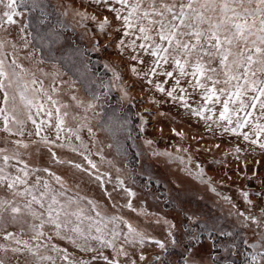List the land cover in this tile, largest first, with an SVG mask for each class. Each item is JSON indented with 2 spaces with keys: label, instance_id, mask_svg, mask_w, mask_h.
Segmentation results:
<instances>
[{
  "label": "snow or ice",
  "instance_id": "snow-or-ice-1",
  "mask_svg": "<svg viewBox=\"0 0 264 264\" xmlns=\"http://www.w3.org/2000/svg\"><path fill=\"white\" fill-rule=\"evenodd\" d=\"M91 3L98 10L107 9L112 13V20L108 16L98 19L95 13L89 14L71 5H61L63 11L58 15L67 16L71 12L74 18H79L77 24L81 27L86 28V22L91 20L100 33H119L116 49L120 56L127 54L133 62V74L178 103L189 116L198 118L206 131L242 138L252 152L259 149L264 155V0H91ZM21 7L39 13L37 24L48 28L49 44L60 39L58 29L63 27L61 20L51 19L56 10H50L52 6L43 0H30V3L0 0V29L3 30L0 35V133L5 134L0 138V143L5 145L0 147V190L8 193L0 196V240L3 241L0 242V264H20L22 256L24 264H94L96 261L171 264L166 256L169 240L173 245L177 243L173 233L175 225L156 213L135 208L132 197L136 193L125 184L121 168L104 154L106 146L115 148L117 156L127 155L125 142L119 136L128 130L130 120L116 112L101 118L97 126H102L113 141L103 145L91 123L95 114L88 115L94 112L101 96L112 88L119 87L122 98H128V87L120 83L122 75L114 65L105 63L104 68L112 75L109 81H100L98 88L103 92L92 90L93 81L87 89L89 100L70 91V102L64 101L61 85L66 82L58 83L59 72L46 73L38 66L32 70L20 62L19 49L29 45L23 34L33 27L29 21L19 28L23 44L18 45L11 38V26L17 25L16 17L23 15L19 11ZM39 34L37 29L36 35ZM93 50H99L95 44ZM31 56L27 54L28 58ZM83 68L90 71L87 63ZM49 75L52 80L46 85L42 77ZM74 83H69V90ZM151 102L157 103L154 98ZM137 116L143 133L145 118L139 113ZM84 130L88 133V143L81 135ZM171 131L181 141L170 146L173 150L156 149L154 140L144 138L151 155L177 164L181 172L207 185L220 198L221 215L209 219L221 235L233 236L232 232H224V224L218 222L233 217L242 227L255 225L260 229L258 241L248 244L252 250L249 264H264V175L259 169L251 170L250 175L243 172L242 178L258 184L259 190L255 186L238 189L244 203L241 208L236 200L215 186L224 180L214 181L206 175L200 161L194 159V151L209 149L185 146L182 143L185 132L176 128ZM126 139L133 138L129 134ZM192 139L196 140V136ZM98 144L101 146L97 147ZM30 149L37 158L46 149L50 164L67 166L86 175L112 199L113 209L126 208L140 216H157L154 223L168 226L167 238H156L122 211L108 214L102 210V202L94 197L72 192L63 175L51 167L33 166L24 158L32 157ZM56 149L68 150L80 160L62 157ZM241 151L239 146L234 148L236 159H240ZM105 165L108 168L102 170ZM111 169L116 173L113 192L119 189L126 196L123 205L117 204L112 193L106 190V185L113 181ZM225 176L232 180L227 173ZM75 187L79 189L80 184ZM225 204L229 206L227 209L223 207ZM185 216L201 228L208 226L207 220L202 223L203 217L195 213H185ZM186 234L190 244L180 254L181 264H202L195 251L199 234ZM54 240L67 242L79 253L90 254V259L70 254L67 247H61ZM146 244L158 247L161 254L148 259Z\"/></svg>",
  "mask_w": 264,
  "mask_h": 264
},
{
  "label": "rangeland",
  "instance_id": "rangeland-1",
  "mask_svg": "<svg viewBox=\"0 0 264 264\" xmlns=\"http://www.w3.org/2000/svg\"><path fill=\"white\" fill-rule=\"evenodd\" d=\"M30 3V0H25ZM43 3L51 5L50 10H56L51 19L61 20L63 27L58 29L60 39L52 44H49L47 33L48 28L37 24L38 12H29L21 7L19 11L23 14L16 17L19 21L17 25L11 26V38L18 45L23 44V39L19 33V28L25 23L31 21L33 27L26 29L23 34L24 39L29 41L28 47L19 49L20 62L25 67L35 70L38 66L44 69L46 73L59 72V81H64L61 87L63 91L61 97L64 101L70 102V91H73L79 97L80 92H84L87 97L88 85L92 83V90L103 92L102 88H98L100 81H109L111 72L104 68L105 63L112 64L117 71L122 75L121 85L128 87V98H122V93L119 87L110 89L105 95H102L100 100L96 102L94 112L88 113L91 123L95 128L96 135L103 145L113 143L112 139L102 126L98 127V121L104 118L106 114H117L126 117L130 120L128 130L119 136V139L124 140L125 148L127 149L126 156H117L115 148L109 149L104 147V154L110 159H113L118 167L121 168V175L125 180V184L132 188L136 193L132 197L133 206L138 210L143 208L147 213H156L160 218H166L170 223L175 225L173 229L174 238L177 243L168 245V254L166 259L171 264H181V253H184L185 247L190 244L189 235L186 233L195 232L199 234V239L196 243V253L202 260V264H249L251 257V249L248 244L257 242L258 233L261 231L255 225L242 227L233 217L227 221H218L224 224V232H232L233 236L229 237L221 235V232L212 227L213 221L209 219L211 216L219 217L221 210L220 198L208 190L207 185L199 184L197 181L189 177L186 173L180 171L177 164H169L165 157H154L151 155V149L144 144V138L155 141L153 147L159 150H173L170 148L174 143H181L180 138L175 136L171 129L183 130L186 134V139L182 143L187 146L191 145L193 149H209L208 151L193 152L194 159L200 161L203 165L207 176L213 177L214 181L224 180L223 184L216 183V187L222 193L231 196L244 208L242 197L239 195L238 189L241 187L252 188L255 186L259 190V185H253L251 182H246L242 178L243 172L247 171L251 174V170L259 169L261 175H264V155L259 152L250 150V146L242 138L230 134H220L217 132L206 131L203 122L198 118L191 117L185 113L184 109L176 102H173L164 94L155 91L152 85H149L145 79L137 77L131 72L132 61L129 60L127 54L120 56L116 49L115 43L119 39V33L112 32V35L100 33L96 28V24L89 20L86 22L87 27H81L77 24L78 17L74 18L69 12L67 16L58 15L62 12L61 5H71L72 8L86 10L89 14L95 13L98 19L108 16L112 20V13L107 9H97L96 5L91 3V0H43ZM113 24L115 21L113 20ZM39 29V36L36 35ZM27 32H32V36H27ZM0 35H3V30L0 29ZM96 45L99 50L94 51L93 45ZM31 53V58L27 54ZM41 59L43 63H40ZM87 63L90 71L83 68V64ZM137 67L141 66L137 64ZM80 69V72H77ZM83 73V75H81ZM39 75V73H38ZM45 84L51 83V75L42 77ZM160 79H163L160 77ZM72 84L69 90V83ZM171 86V85H168ZM155 99L157 103H152L151 99ZM76 111H81L77 109ZM141 114L145 118V130L140 132L138 125L140 124L139 116ZM163 113L164 115H161ZM70 123H72L70 121ZM74 126V123H73ZM131 135L133 139H126L127 135ZM5 134L0 133V138ZM81 135L86 143L89 142L88 133L84 130ZM196 136V140L192 137ZM198 141V143H197ZM216 145H219L217 148ZM0 143V147H4ZM101 145L98 144L97 147ZM241 147L239 153L240 159H236L235 147ZM89 147L91 144L89 143ZM23 151V150H22ZM33 155L29 158L24 157L33 166L51 167L53 171L63 175L67 180L68 186L72 192L79 191L82 195L94 197L102 202V210L108 214L122 211L123 214L130 219L134 224L143 227L148 233L154 235L158 239L167 238V225L154 223L157 219L155 215H137L128 209H113L112 199L104 195L102 190L96 183L91 181L86 175L76 172L67 166H56L49 163V154L44 149V155L37 158L34 150ZM56 151L66 158L80 160V157L75 156L68 150L56 149ZM95 151V149H93ZM140 155H137V153ZM93 159L98 160V157L93 156ZM259 161V163H257ZM108 166H103L102 170ZM239 170V173H238ZM113 175L112 183L106 185V190L115 198L119 205L126 203V196L116 189L113 192L115 184V170L111 169ZM232 177L229 181L225 176ZM44 176V173H40ZM241 177V178H238ZM34 176L31 178L34 180ZM79 183L80 188L76 189L75 185ZM179 185V187H178ZM3 190H0V196H6ZM255 200V197H252ZM227 209L228 205H223ZM185 213L188 215L196 214L207 220L208 226L205 228L199 227L196 223H191L187 220ZM258 215V211L255 212ZM12 230V229H10ZM170 241V240H169ZM245 241L248 243L246 244ZM0 242H3L0 240ZM61 247H67L70 254L84 259H90V254L85 255L77 252L71 245L64 241L54 240ZM171 243V242H170ZM157 248V247H156ZM161 254V251L147 256L151 259L152 256ZM11 255V253H9ZM20 264H24V257L20 258ZM59 264V262H58ZM94 264H104L103 261H96Z\"/></svg>",
  "mask_w": 264,
  "mask_h": 264
},
{
  "label": "crops",
  "instance_id": "crops-1",
  "mask_svg": "<svg viewBox=\"0 0 264 264\" xmlns=\"http://www.w3.org/2000/svg\"><path fill=\"white\" fill-rule=\"evenodd\" d=\"M78 95L80 98L84 99L85 101L89 100V98L87 97V95L84 92H80ZM169 244H171L170 241H169L168 245ZM145 250H146L147 256H149L151 254L158 253L161 251L158 247L156 248L154 245H151V244H146Z\"/></svg>",
  "mask_w": 264,
  "mask_h": 264
}]
</instances>
